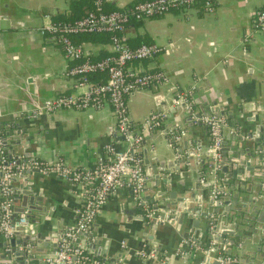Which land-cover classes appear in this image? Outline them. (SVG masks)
<instances>
[{
  "label": "crops",
  "instance_id": "1",
  "mask_svg": "<svg viewBox=\"0 0 264 264\" xmlns=\"http://www.w3.org/2000/svg\"><path fill=\"white\" fill-rule=\"evenodd\" d=\"M73 1L76 0H0V124L18 127L15 140L10 139L14 135L7 137L8 148L17 156L27 153L23 158L49 163L62 160L72 167L90 168L102 155L105 144L125 146L114 132L108 103L99 108H61L31 118L26 115L54 96L80 91L73 89L72 79L65 76L69 62L60 47L39 32L57 16L64 17ZM101 1L104 10L111 11L135 0ZM263 7L264 0H213L209 14L189 9L128 23L121 33L126 44L152 43L162 48L154 57L131 66L142 72L160 69L168 82L136 90L126 97L133 126H139L152 111H166L169 125L187 126L186 112L170 104V85L180 91L194 85L193 106L221 107L246 130L254 124L264 127V33L250 27L253 12ZM79 44L91 56H100L99 50L109 49L98 42ZM187 128L188 132L193 129V138L200 144H208L209 135L201 124ZM134 154L141 160L143 173L156 169L170 176L168 195L173 192L172 197L183 186L195 183L194 169L168 173L167 165L176 153L162 128L146 132ZM32 176L31 185L39 192L46 214L38 224L30 223L40 234V243L35 246L38 254L32 255L29 263L40 264V257L53 247L57 233L73 225V211L80 198L75 188L58 177L38 172ZM189 214L178 223L169 219L147 225L131 192L120 190L106 198L94 216L90 232L94 239H105L101 252L106 260L121 255L114 261L118 264H158L154 259L142 261L136 256L143 245L165 253L166 264H206L200 252L183 259L176 254L183 239L201 248L209 243L203 240V224L192 226L197 217ZM189 230L195 237H185ZM121 242L123 247L119 246Z\"/></svg>",
  "mask_w": 264,
  "mask_h": 264
},
{
  "label": "built area",
  "instance_id": "2",
  "mask_svg": "<svg viewBox=\"0 0 264 264\" xmlns=\"http://www.w3.org/2000/svg\"><path fill=\"white\" fill-rule=\"evenodd\" d=\"M189 9L209 14L213 9V0H140L129 7L111 11L102 10L101 0H94V9L87 11L79 19L63 23L52 21L39 30L41 34L48 36L52 43L60 47L64 58L69 62L65 69V76L72 79V88L80 89V91L75 94L54 96L28 112L27 117L31 118L68 107L99 108L104 103H108L114 117V132L125 144L123 148H119L113 143H107L103 146L102 155L97 158L94 166L72 167L64 164L62 160L49 163L33 157L8 155L0 133V235L11 236V232L17 227H22L29 234L35 233L23 214H19L11 223L10 217L13 212L11 178L22 171L34 170L43 175H53L78 191L80 202L73 211V225L57 234L54 249L40 260V264H118L90 253L81 240V234L88 231L95 214L110 194L129 190L138 205L144 203L142 188L145 175L141 160L134 152L146 132L159 130L166 123V111H152L139 126L134 127L127 111L126 97L136 90L168 83L164 72L160 69L142 72L131 66L135 62L154 57L162 48L152 43L129 46L123 41L120 33L130 20L141 21ZM250 27L254 32L264 33V7L253 12ZM102 32L111 33L109 54L97 60H90L87 57L90 55L88 51L71 39V36L75 34ZM93 72L104 73L105 81L102 83L90 81L88 75ZM170 89L173 91L170 104L181 105L182 109L190 115L192 122H199L206 126L210 137L208 149L215 163L211 170H216L220 160V127L225 124V117L213 114L193 116L191 93L194 85L183 91L171 85ZM184 133L177 125L168 127V136L175 141H178ZM196 151L197 156L199 148ZM190 154L189 152L188 155ZM211 194L215 197L214 188ZM144 210H146L145 219L153 220L152 212L146 207ZM212 227L213 220L209 223L210 230ZM208 242L204 248H201L194 241L183 239L179 243L176 254L181 259L197 252L204 256H212L215 248L210 239ZM119 246L123 247V242ZM29 248V245L24 248L19 247L27 253ZM164 254L145 245L136 252L140 260L154 259L158 264H166ZM213 258L217 264H242L237 256L221 252L216 253Z\"/></svg>",
  "mask_w": 264,
  "mask_h": 264
},
{
  "label": "water",
  "instance_id": "3",
  "mask_svg": "<svg viewBox=\"0 0 264 264\" xmlns=\"http://www.w3.org/2000/svg\"><path fill=\"white\" fill-rule=\"evenodd\" d=\"M202 107L197 106L193 109L194 117L212 114L225 117V124L220 127L218 168L211 170L215 163L208 149L210 137L208 144L202 145L193 138V129L187 131L188 126L195 127L200 125L199 122L193 125L190 115L185 113L188 125L180 128L185 133L175 141L168 136L169 124L166 120L162 129L169 137L176 153L169 166L167 165L168 173L186 168L194 169L197 176L194 184L183 186L179 194L172 197L173 192L168 195L169 175L156 169L144 173L151 175V178L147 179L145 176L142 188L144 203L140 207L143 214L146 207L153 216V220L146 221V224L151 226L169 219L178 223L184 215L191 213L197 217L192 226H196L198 222L202 223L203 240L210 239L215 248L212 256L203 257L204 263L217 264L213 257L221 252L237 256L242 264H264V127L254 124V127L246 130L244 124L234 120L223 108ZM202 126L206 128L205 125ZM18 132V127L13 124L9 126L0 124L3 145L8 155H17L8 148L7 137L10 134L14 135L10 139L15 140ZM197 148L199 154L196 156ZM22 155L27 157V153ZM143 164L147 165L144 157ZM35 173L37 172L34 170H24L11 178L13 198L11 223L19 214H23L29 223L38 224L39 218L46 214L39 192L31 185L32 175ZM149 188L152 189L147 191ZM213 188L216 192L215 197L211 194ZM212 220L213 227L210 230L209 223ZM91 230L90 226L87 232L81 234L80 239L90 253L105 258V254L101 252L105 239H94ZM184 235L195 237L190 230ZM39 239L38 232L29 234L22 227L15 228L11 236L0 235V264H28L32 255L38 254L35 246L40 243ZM56 239L57 235L54 237L53 247L45 252L40 260L54 249ZM95 244L98 247L95 248ZM26 245L30 246L28 253L19 249ZM120 257L118 254L116 259L110 258L109 261H118Z\"/></svg>",
  "mask_w": 264,
  "mask_h": 264
},
{
  "label": "trees",
  "instance_id": "4",
  "mask_svg": "<svg viewBox=\"0 0 264 264\" xmlns=\"http://www.w3.org/2000/svg\"><path fill=\"white\" fill-rule=\"evenodd\" d=\"M140 1V0H135L134 2L130 3L126 7L131 6L133 3ZM101 8H103V2L101 1ZM94 9V0H76L73 1L70 4V10L69 12L63 17V16H57L54 19V22H72L76 19H79L82 17L87 11H91ZM120 10V9H116ZM107 11V10H104ZM133 22L137 23L139 21L135 20H130L128 23ZM127 25V24H126ZM110 34L108 32H102V33H81V34H75L71 36V39L73 42L78 43L79 42H85V41H90V42H98L101 44H107L109 45V40H110ZM121 35V33H120ZM109 48V47H108ZM101 52L100 56H87L90 60H97L105 55L109 54V49L107 50H99ZM88 78L90 81L95 82V83H102L105 81V74L102 72H93L88 75ZM195 106H193L194 108Z\"/></svg>",
  "mask_w": 264,
  "mask_h": 264
}]
</instances>
